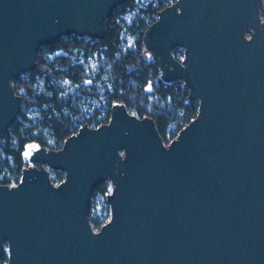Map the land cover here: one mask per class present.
Wrapping results in <instances>:
<instances>
[{
  "label": "water",
  "instance_id": "water-1",
  "mask_svg": "<svg viewBox=\"0 0 264 264\" xmlns=\"http://www.w3.org/2000/svg\"><path fill=\"white\" fill-rule=\"evenodd\" d=\"M124 0H0V142L21 97L11 81L62 36L102 39ZM262 0H175L143 43L164 83L181 80L198 112L165 145L150 117L115 104L58 150L27 142L28 166L0 186L5 264H264ZM183 59L174 58V48ZM151 83L146 86L150 91ZM50 171L64 174L54 185ZM110 181L109 219L89 221ZM1 264V262H0Z\"/></svg>",
  "mask_w": 264,
  "mask_h": 264
},
{
  "label": "trees",
  "instance_id": "trees-1",
  "mask_svg": "<svg viewBox=\"0 0 264 264\" xmlns=\"http://www.w3.org/2000/svg\"><path fill=\"white\" fill-rule=\"evenodd\" d=\"M174 2L156 0L139 9L126 27L133 38V46L128 49L121 47L120 36L125 27L122 16L135 7L134 0H124L113 9L102 39L70 35L38 49L34 68L27 77L13 79L11 85L21 97V104L36 108L39 115L33 118L19 112V119L5 133L0 153V186L19 182L22 170L28 166L21 155L27 142L35 141L46 149L58 150L82 126L97 128L106 124L115 104H123L139 118H152L165 145L195 118L198 102L188 99V90L181 80L169 84L161 81L160 69L147 56L143 43V35L157 19L158 12ZM56 49L63 53L53 55ZM94 56L97 70L89 75L79 59L86 61ZM38 79L43 83L40 90ZM148 83L150 91H146ZM153 94L158 96V103L150 100ZM51 175L56 184L64 179L60 171H51ZM108 193L106 185L100 183L92 196H101L106 203ZM88 216L92 228L98 231L110 214L107 208L104 214L89 210ZM0 262L6 263V254L3 253Z\"/></svg>",
  "mask_w": 264,
  "mask_h": 264
},
{
  "label": "rangeland",
  "instance_id": "rangeland-1",
  "mask_svg": "<svg viewBox=\"0 0 264 264\" xmlns=\"http://www.w3.org/2000/svg\"><path fill=\"white\" fill-rule=\"evenodd\" d=\"M135 1V7L133 9L128 10L123 16V23L125 25V27L122 30L120 39H121V47L123 50L128 49L130 47L133 46V38L132 36L129 34V32L126 30V27L132 22V20L138 15L139 13V9H141L144 5H146L148 2H153L156 0H134ZM260 18L261 20H264V0H262V11L260 13ZM69 36H62L60 39H65ZM80 38H84L87 39L88 37H80ZM174 50V58L178 59V60H182L183 59V49L180 47H176L173 49ZM62 50L61 49H56L53 52V55H60L62 54ZM80 63H83L84 68H85V72L89 75H92L96 70H97V59L96 56L87 59L86 61H82V59H79ZM29 74V72H25V73H21L19 75L18 78H25L27 77ZM17 79V78H16ZM37 87L40 90L42 88V80L38 79L37 80ZM67 83L65 82L63 84V86H65ZM150 100L153 103H158L159 98L157 95L153 94L150 96ZM19 112H23L25 113L28 117H33V118H37L38 117V110L36 108L33 107H29V108H25L22 104L20 105V110ZM19 119V116L17 115L16 120ZM15 120V121H16ZM3 140V139H2ZM2 140L0 142V153H1V143ZM49 177L50 179L52 178L51 175V171L49 172ZM107 189L110 191L112 186L110 184L109 180H106L105 182H103ZM54 185H56V183H53ZM107 208L109 210L108 205L103 201V198L101 196H92L91 195V199H90V207L89 210L92 213L95 214H104L105 212H107Z\"/></svg>",
  "mask_w": 264,
  "mask_h": 264
},
{
  "label": "built area",
  "instance_id": "built-area-1",
  "mask_svg": "<svg viewBox=\"0 0 264 264\" xmlns=\"http://www.w3.org/2000/svg\"><path fill=\"white\" fill-rule=\"evenodd\" d=\"M261 13V12H260ZM57 185V184H56Z\"/></svg>",
  "mask_w": 264,
  "mask_h": 264
}]
</instances>
